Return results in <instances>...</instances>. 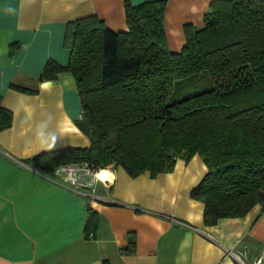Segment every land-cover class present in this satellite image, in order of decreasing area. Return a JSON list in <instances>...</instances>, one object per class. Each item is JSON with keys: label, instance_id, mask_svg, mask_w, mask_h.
<instances>
[{"label": "crops", "instance_id": "1", "mask_svg": "<svg viewBox=\"0 0 264 264\" xmlns=\"http://www.w3.org/2000/svg\"><path fill=\"white\" fill-rule=\"evenodd\" d=\"M164 1L168 49L177 52L183 26L201 28L211 0ZM90 15L112 32L127 31L123 0H0V104L12 112L11 126L0 131V264H241L233 253L242 252L252 264L264 251V205L204 225L203 204L190 198L207 171L197 154L155 177L113 167V184L98 183L96 198L23 163L43 152L89 147L75 125L82 109L73 76L38 77L47 60L67 64L66 26ZM88 208L97 224L85 237ZM131 239L132 251L123 252Z\"/></svg>", "mask_w": 264, "mask_h": 264}, {"label": "trees", "instance_id": "2", "mask_svg": "<svg viewBox=\"0 0 264 264\" xmlns=\"http://www.w3.org/2000/svg\"><path fill=\"white\" fill-rule=\"evenodd\" d=\"M123 5L127 31L112 32L94 15L69 22L67 64L47 60L38 77L73 76L82 109L75 125L89 147L43 152L23 163L50 172L88 161L155 177L197 154L207 171L190 198L203 204L204 225L264 205V0H211L201 28L183 26L177 52L168 49L164 0ZM200 77L216 87L170 99L182 81ZM11 121L0 104V131ZM88 212L85 237L97 224L96 213ZM133 245L131 239L123 252Z\"/></svg>", "mask_w": 264, "mask_h": 264}, {"label": "built area", "instance_id": "3", "mask_svg": "<svg viewBox=\"0 0 264 264\" xmlns=\"http://www.w3.org/2000/svg\"><path fill=\"white\" fill-rule=\"evenodd\" d=\"M111 174V179H102L98 176L101 168L90 164L88 161H78L61 164L50 171L52 178L59 184L68 186L74 193L96 198V186L98 183L105 188L113 184V166L105 167ZM92 234H90L91 236ZM245 252L233 253V257L241 264H245ZM252 264H264V251L256 256Z\"/></svg>", "mask_w": 264, "mask_h": 264}, {"label": "rangeland", "instance_id": "4", "mask_svg": "<svg viewBox=\"0 0 264 264\" xmlns=\"http://www.w3.org/2000/svg\"><path fill=\"white\" fill-rule=\"evenodd\" d=\"M216 85L217 83L208 77H200L194 78L190 81H182L180 85H178L176 92L172 93L170 99L174 101L195 91H203L215 88Z\"/></svg>", "mask_w": 264, "mask_h": 264}, {"label": "bare ground", "instance_id": "5", "mask_svg": "<svg viewBox=\"0 0 264 264\" xmlns=\"http://www.w3.org/2000/svg\"><path fill=\"white\" fill-rule=\"evenodd\" d=\"M98 176L102 179L108 178L110 180L112 178L107 168H101V171L99 172Z\"/></svg>", "mask_w": 264, "mask_h": 264}]
</instances>
